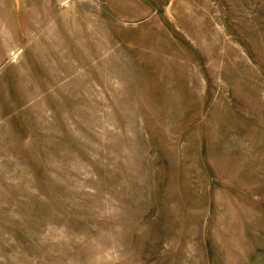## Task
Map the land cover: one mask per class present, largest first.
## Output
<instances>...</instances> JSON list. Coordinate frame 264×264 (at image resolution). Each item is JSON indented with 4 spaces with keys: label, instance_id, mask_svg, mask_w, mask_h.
Masks as SVG:
<instances>
[{
    "label": "rangeland",
    "instance_id": "1",
    "mask_svg": "<svg viewBox=\"0 0 264 264\" xmlns=\"http://www.w3.org/2000/svg\"><path fill=\"white\" fill-rule=\"evenodd\" d=\"M0 264H264V0H0Z\"/></svg>",
    "mask_w": 264,
    "mask_h": 264
}]
</instances>
